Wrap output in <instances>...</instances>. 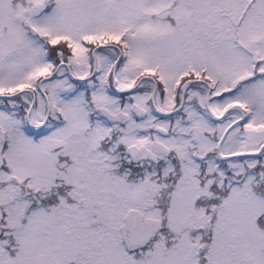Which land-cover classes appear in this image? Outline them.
<instances>
[{"label":"snow or ice","instance_id":"snow-or-ice-1","mask_svg":"<svg viewBox=\"0 0 264 264\" xmlns=\"http://www.w3.org/2000/svg\"><path fill=\"white\" fill-rule=\"evenodd\" d=\"M0 264H264V0H0Z\"/></svg>","mask_w":264,"mask_h":264}]
</instances>
